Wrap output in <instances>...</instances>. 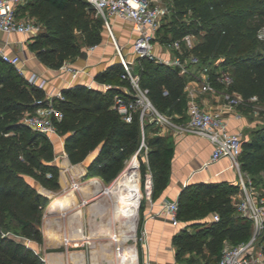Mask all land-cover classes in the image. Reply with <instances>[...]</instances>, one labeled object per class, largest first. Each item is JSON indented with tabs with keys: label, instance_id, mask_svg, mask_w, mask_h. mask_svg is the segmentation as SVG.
I'll use <instances>...</instances> for the list:
<instances>
[{
	"label": "trees",
	"instance_id": "1",
	"mask_svg": "<svg viewBox=\"0 0 264 264\" xmlns=\"http://www.w3.org/2000/svg\"><path fill=\"white\" fill-rule=\"evenodd\" d=\"M169 2L170 10L157 38L168 41L192 33L197 40L190 51L182 54L187 59L188 72L147 57L135 59L134 71L140 85L148 88L153 105L171 119L185 118V85L189 79L199 77V69L205 66L209 67L217 90H235L245 101L252 96L264 99V42L258 37L264 27V0ZM21 5V14V8H25L43 24L42 30L32 36L29 48L52 67H60L64 61L80 55L76 31L84 36L87 47L102 41L104 20L94 14L85 0H26ZM187 14L189 20L184 17ZM191 54L198 58L196 62L190 60ZM219 70L232 74L229 86L216 79ZM122 71L123 66L117 61L96 74L98 82L112 85L106 90L82 83L63 88V97L56 99L64 113L57 131L65 134L64 148L72 163L97 151L86 175L98 176L105 182L118 175L127 158L145 148L154 198L168 184L173 145L166 135L159 133V124L154 126L153 136L146 135L147 127L155 121L145 118L142 122L140 110L131 121H126L112 107L114 95L124 93L117 84L124 82L129 87V82L120 76ZM44 93L42 88L30 84L16 66L0 59V264H44L17 236L41 241L40 224L49 203L48 197L24 175L30 174L45 187H60L59 167L52 163L55 153L51 139L21 121L25 111L43 101ZM239 161L241 169L251 177L263 172L264 125L253 130L250 138L243 139ZM142 165L145 168L144 162ZM236 191L237 185L228 181L195 182L181 190L177 198L180 219L196 207L216 212L219 218L209 224L192 220L180 228L172 238L176 260L183 259L184 264H215L226 241L236 244L249 239L252 220L233 202L231 196ZM2 231H10L18 239L11 234L2 235ZM258 241L264 249V232ZM205 249L212 260L207 257L200 262L198 255L206 257Z\"/></svg>",
	"mask_w": 264,
	"mask_h": 264
},
{
	"label": "built area",
	"instance_id": "2",
	"mask_svg": "<svg viewBox=\"0 0 264 264\" xmlns=\"http://www.w3.org/2000/svg\"><path fill=\"white\" fill-rule=\"evenodd\" d=\"M94 14L101 16L110 35L114 39L118 61L123 66L120 76L129 82L124 93L114 95L112 107L116 109L126 121L133 119L134 113L140 110V118L149 121L156 120L157 123L173 124L171 118L161 113L148 97V88L140 85L139 75L134 71V60L147 57L149 59L163 62L165 64L178 66L182 71L188 72L187 59L183 58L184 51H190L196 43V36L186 33L180 38L161 41L157 33L161 27L164 17L169 13V0H85ZM26 0H0V29L3 31L21 32L29 36L36 35L43 28L42 22L31 15H24L18 11L21 4ZM121 20L130 24L133 35L130 49L124 50L117 42L113 31L114 21ZM260 34V31L258 35ZM97 44L88 46L94 48ZM0 59L13 64L26 77L27 81L44 90L43 101L29 111H25L21 121L33 130L42 132L51 137L57 134V123L62 120L64 113L56 103L57 98H62L60 89H47L48 80L37 72L24 74L20 66L21 58L18 54H9L0 47ZM190 60L196 62L198 58L191 54ZM69 74V86L76 80L82 68L66 60L60 66ZM217 80L225 86L233 82L232 74L227 70L217 71ZM199 84L197 87L185 85L187 92V126L200 136L208 138L213 149L210 160L221 157L229 158L231 165L240 170L239 155L242 149V131L230 130L224 116L222 106L206 107L197 101V91H212L217 89L210 77L209 67L199 69ZM88 87H98L106 90L111 87L110 83L98 82L95 77L88 83ZM225 105L229 108L236 107L243 100L242 95L233 91H224ZM256 98V96L251 97ZM149 188L151 190V174H149ZM239 199L235 201L236 206L243 215L252 220V233L248 240L238 242L222 248L221 257L215 264H264L263 245L258 241L259 234L264 231V194L254 191L250 182L242 180ZM151 201V199H150ZM177 199H166L161 202L154 214L167 217L173 224L181 222L178 217ZM218 213L212 214V220H218ZM140 230L141 243L147 245L148 229L142 222ZM185 225V224H184ZM183 225V226H184ZM182 226V227H183ZM10 231H2V235H10ZM29 246L28 237L20 236ZM68 244L69 238L64 237Z\"/></svg>",
	"mask_w": 264,
	"mask_h": 264
},
{
	"label": "crops",
	"instance_id": "3",
	"mask_svg": "<svg viewBox=\"0 0 264 264\" xmlns=\"http://www.w3.org/2000/svg\"><path fill=\"white\" fill-rule=\"evenodd\" d=\"M21 9V11H24V15H31L27 9ZM31 41L32 36H29L28 34L16 31L7 32L0 29V47L9 54H18L20 56V66L22 67L24 74L27 75L30 72H37L41 76L46 77L48 80L46 85L47 89L54 88L62 90L63 88L68 87L69 74L60 67H52L43 62L36 53L29 48V43ZM86 51L87 55L85 57L80 55V61H72L74 65L83 69L79 77L72 82V85L76 83H88L94 79L97 73L106 69L110 64L118 61V59L115 60L113 58L106 62L104 53L105 51L108 53L109 49L107 46L103 45V41L92 49L87 47ZM188 83L197 87L199 84V77L189 79ZM117 86L123 91L126 89L125 85L117 84ZM223 93V89H218L215 92L198 90L197 101L206 107L222 106L230 130H241L243 133L244 128L248 126V122L246 118H244L243 112L237 109V106L229 108L225 105ZM171 121L173 124L169 125L158 123L160 127L159 133L166 135L170 143L173 145V155L170 161L167 186L152 198L151 201L147 202L146 207L142 212V222L148 229L147 245H144L143 243L141 244L143 264H167L175 261L172 238L173 235L178 232L184 224H186V222L181 221L183 224H181V222L179 224H173L167 217L156 215L154 213L158 210L161 202L164 200L177 199L179 193L186 185L195 182L208 181H228L234 183L237 185V191L231 196L233 202L239 199L242 180L250 182L254 191L257 193L262 191L259 190L258 185L252 183L250 178L245 179L248 173L243 171L241 167L240 170H238L235 166L231 165L229 158L221 157L217 160H210V155L213 149L212 142L208 138L200 136L187 126V116L184 119L175 118L171 119ZM50 139L52 140L51 137ZM64 140V137L59 142L57 140L58 144L56 146L54 144L55 141L52 140L55 153L53 161H56L57 154H59L61 157V164L65 165V160L70 163V167L67 165H65V167L71 171L73 178L80 174L86 175L88 165L96 155L97 151H92L80 162L72 163L65 151ZM54 163L59 167L58 178L60 182V176L63 170L58 162ZM74 168L78 171L76 172ZM24 177L39 192L43 193L40 186H38L40 185L38 184V181L34 178H27L25 175ZM86 178L89 179L80 187V190L84 193L85 197L82 200V203L87 201L86 198L94 195L92 193L93 185L89 184L90 181L92 179L98 180L100 177L86 176ZM98 181L100 182V180ZM73 204H77L76 198H74L67 208ZM48 205L49 203L47 206ZM79 205L81 206V204ZM67 208L65 213L62 214V217L67 216ZM52 212L53 211L49 210V208L44 210L42 222L40 224L42 234L41 241L30 238L29 247L41 257L44 264H88L86 243H88L90 238L96 232L90 234L86 233L83 225L84 220L80 215H68L65 218L67 220H57L59 218L52 216ZM64 237L70 239L68 244L63 243ZM73 245L77 246H74L75 248L71 249L70 246ZM97 255L100 257L98 252ZM98 256L94 259L93 251H91L92 264H94L95 260L98 262ZM110 257L107 258L108 264L109 261L112 260Z\"/></svg>",
	"mask_w": 264,
	"mask_h": 264
},
{
	"label": "rangeland",
	"instance_id": "4",
	"mask_svg": "<svg viewBox=\"0 0 264 264\" xmlns=\"http://www.w3.org/2000/svg\"><path fill=\"white\" fill-rule=\"evenodd\" d=\"M190 13V12H189ZM184 17L189 20L190 19V14L184 15ZM113 31L115 34V37L117 39V42L123 46L124 50L128 51L130 49V44L133 39V35L130 30V24L121 20H116L114 21L113 24ZM76 40L79 43V49L80 50H86L87 45L83 42L84 36L80 33V31H76ZM260 41L264 42V27L260 30V34L258 35ZM197 38V37H196ZM103 45L107 46L109 51H105L104 56L106 62L109 60H112L113 58L116 60L118 59L117 55V50L115 46L114 39L110 35L108 29L106 26H103ZM80 55L77 54L75 55L72 61H80ZM135 63V60H134ZM136 64V63H135ZM115 80V79H114ZM122 85H125V83H121ZM237 109L243 112L244 118H246L248 122V126L244 128L243 130V139H248L252 136L253 130H255L257 127H260L264 125V99H260L258 97L256 98H251L249 100H242L239 102L237 105ZM166 115V114H165ZM168 116V115H167ZM171 118L170 116H168ZM179 119H184V117L178 116ZM155 123L151 124L150 126L147 127L146 129V135L148 136H153V128L156 124V120H154ZM15 131L11 132L14 133ZM21 133V131H17ZM65 138V134H60L59 132L57 134H53L51 136L52 140L55 141V146L58 144V142L62 139ZM50 138V137H49ZM57 138V139H56ZM51 140V141H52ZM53 144V147H54ZM61 157L59 154H57V159L54 162H58L63 170L61 176H60V187L56 189H52L49 187H45L42 185L38 180H36L33 176L30 174H25L27 178H34L36 181H38V186H40V189L42 190L43 194H45L49 201L56 199V198H63L66 193L69 191H72L74 193L75 198L77 199V204H73L69 208H67V213L66 215H80L83 218L84 222V227L86 230V233L90 234L92 232H96L86 243V251H87V263L92 264V259H91V251L92 248L95 247L96 250H98V262L99 264H108L107 258L111 256L113 262L112 264H121V261L124 260V257H126L129 254L128 247L133 245L135 247V255H136V263L134 264H143L142 263V253H141V240H140V230H141V224H142V212L143 209L146 207L147 202L150 201V199L153 198L152 195V181H151V190L150 192H147V188L149 187V174H151L150 169L147 165V157H146V152L145 148L140 150L138 149L135 153H133L129 158H127L124 162V166L121 169V171L118 173V175L113 178L109 182L103 181L101 178L100 182L102 183V186H108L113 184L120 176L121 174L129 167V165L132 163V168L134 171H136L137 174V181L140 186V197L137 202V224H136V229H135V237L130 238L126 241H119V240H113L112 237L110 236V229H111V224H110V218L111 216L114 215V210L112 209H105L109 208L107 207V202L108 199L105 196V193L100 191L99 193H96L88 198L86 202L82 203V200L85 198L84 193L80 190V187L84 182H87L89 178H86L87 175H76L75 178L72 177V173L70 170L66 169L65 165L61 164ZM132 160V161H131ZM142 162L145 163V168L142 165ZM71 166V165H70ZM136 169V170H135ZM65 173V174H64ZM48 176H50L48 174ZM91 178V177H90ZM251 179L252 183H256L255 185H258L259 190H262L264 192V170L261 172L259 175L256 177H251V175H247L245 179ZM59 181V178H58ZM90 184V183H89ZM92 185V184H91ZM95 192L94 187L92 188V193ZM80 202V203H78ZM109 203V202H108ZM81 204V206L79 205ZM69 206V205H68ZM48 206L46 205L44 207V210H46ZM66 208L61 211V210H55L51 214L52 216H55L60 219H65L66 217L63 216L62 214L65 213ZM43 210V211H44ZM113 214V215H112ZM212 217V212H209L206 210L205 207H196L193 209L192 212L187 213L183 215L182 219H180L183 222L190 223L192 220H199L200 223L203 224H209L211 221ZM67 220V219H65ZM118 220V221H117ZM119 218L114 219V224H115V230L117 233V238L120 239V228H121V222L119 221ZM206 222V223H205ZM120 223V225H119ZM181 224H183L181 222ZM205 226V225H204ZM190 230H194V227H189ZM13 229V227L11 228ZM264 232V231H263ZM259 234V237L261 234ZM12 235V234H11ZM14 236V235H12ZM15 238L18 239V237L14 236ZM19 240H23L20 238ZM113 240V241H112ZM92 242V244H91ZM63 243L67 244L65 240L63 239ZM95 245H94V244ZM74 244V243H73ZM93 245V247H92ZM228 245H233L232 242L226 241L224 246ZM77 245L70 246L71 249H74ZM77 248V247H76ZM107 249V250H105ZM173 249L175 250V246L173 245ZM107 252V253H106ZM111 253V254H110ZM206 257L202 255L199 256L200 262H203L204 259L208 257V259L212 260V255L210 254L207 249H205ZM122 258V259H121ZM167 264H184V260H176Z\"/></svg>",
	"mask_w": 264,
	"mask_h": 264
},
{
	"label": "bare ground",
	"instance_id": "5",
	"mask_svg": "<svg viewBox=\"0 0 264 264\" xmlns=\"http://www.w3.org/2000/svg\"><path fill=\"white\" fill-rule=\"evenodd\" d=\"M132 163L121 174V176L111 185L102 186V183H100L97 179H92L90 181V184H92L95 189V192L93 194L99 193L100 191L105 193V196L107 197L105 199L106 200L108 199L109 202V203L107 202V207L109 208H105V209L114 210L113 211L114 215L112 214L113 216H111L110 218V224H111L110 236L114 241L119 240L123 242L130 238L135 237V229L137 224V202L140 197V186L137 181L136 171H134V169L132 168ZM65 165L70 167V163L67 160H65ZM75 169L76 168H74V170ZM147 192H150L149 187L147 188ZM74 198H75L74 193L72 191H69L64 195L63 198H56L51 200L49 202L48 208L51 211H55V210L63 211L74 200ZM115 218H119L120 219L119 221L121 222L120 239L117 238V233L115 230L116 228L114 224ZM94 249L96 250V248L93 247L92 251H93L94 259H96V257L98 256L97 255L98 251L95 252ZM128 250H129V254L126 257H124V260L121 261V264L136 263L135 247L130 244ZM112 262L113 260H110L109 264H112ZM94 264H98V262L95 260Z\"/></svg>",
	"mask_w": 264,
	"mask_h": 264
},
{
	"label": "water",
	"instance_id": "6",
	"mask_svg": "<svg viewBox=\"0 0 264 264\" xmlns=\"http://www.w3.org/2000/svg\"><path fill=\"white\" fill-rule=\"evenodd\" d=\"M80 55H81L82 57H85V56L87 55V51H86V50H82V51L80 52Z\"/></svg>",
	"mask_w": 264,
	"mask_h": 264
}]
</instances>
